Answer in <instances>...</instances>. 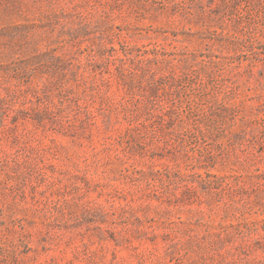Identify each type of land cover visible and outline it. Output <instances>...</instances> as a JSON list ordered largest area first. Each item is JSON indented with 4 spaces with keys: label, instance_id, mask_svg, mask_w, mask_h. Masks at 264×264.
I'll list each match as a JSON object with an SVG mask.
<instances>
[{
    "label": "rangeland",
    "instance_id": "1",
    "mask_svg": "<svg viewBox=\"0 0 264 264\" xmlns=\"http://www.w3.org/2000/svg\"><path fill=\"white\" fill-rule=\"evenodd\" d=\"M0 264H264V0H0Z\"/></svg>",
    "mask_w": 264,
    "mask_h": 264
}]
</instances>
